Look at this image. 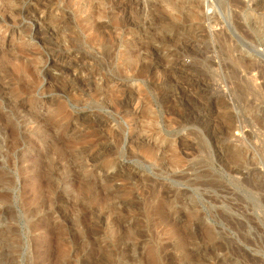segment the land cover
Returning a JSON list of instances; mask_svg holds the SVG:
<instances>
[{
	"label": "rangeland",
	"instance_id": "rangeland-1",
	"mask_svg": "<svg viewBox=\"0 0 264 264\" xmlns=\"http://www.w3.org/2000/svg\"><path fill=\"white\" fill-rule=\"evenodd\" d=\"M234 1L0 0V264H264V0Z\"/></svg>",
	"mask_w": 264,
	"mask_h": 264
},
{
	"label": "bare ground",
	"instance_id": "bare-ground-1",
	"mask_svg": "<svg viewBox=\"0 0 264 264\" xmlns=\"http://www.w3.org/2000/svg\"><path fill=\"white\" fill-rule=\"evenodd\" d=\"M251 1H252V3L257 4V5H259V6H260V4H262V0H251ZM234 3H235V6H236V4H237L238 6L242 7V6H241V3H239V0H237V1L235 0ZM257 5H256V6H257ZM232 6H233V5H232ZM238 6H237V7H238ZM240 7H239V8H240ZM258 24H259V23H258ZM259 27H261V29L264 30V23H260V24H259ZM263 33H264V32H263Z\"/></svg>",
	"mask_w": 264,
	"mask_h": 264
}]
</instances>
